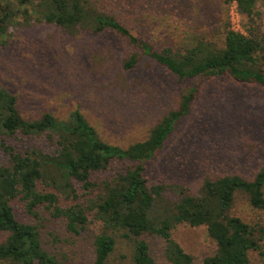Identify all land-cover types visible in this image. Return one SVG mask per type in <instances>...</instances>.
<instances>
[{"label": "rangeland", "instance_id": "obj_1", "mask_svg": "<svg viewBox=\"0 0 264 264\" xmlns=\"http://www.w3.org/2000/svg\"><path fill=\"white\" fill-rule=\"evenodd\" d=\"M17 1V0H16ZM28 0L19 9L11 0L0 5V88L17 98V109L25 120L49 113L67 120L77 110L95 128L100 138L122 149L147 138L150 129L170 111L179 109L180 97L197 89L189 114L176 125L156 159L146 164L147 185H180L195 194L205 179L237 175L252 180L264 168V87L244 84L225 76L184 80L166 68L143 58L132 71L122 64L132 48L114 32L67 36L45 23L35 4ZM100 10L113 14L134 36L161 50L189 41L190 36L218 40L228 19L232 28L243 31V18L235 6L223 0H91ZM26 8V9H25ZM264 28V5L256 10ZM17 150L29 145L10 141ZM6 163L0 153V164ZM126 164L114 162L104 172L91 176L100 183L124 171ZM74 195L66 198L52 187L38 189L58 196L59 205L86 207L94 192L73 181ZM175 200L176 195L167 192ZM20 223L35 225L43 249L66 264H91L94 238L104 230L92 213L83 231L68 230L64 218H55L43 206L37 217L29 215L23 204H13ZM231 214L256 227L264 222V212L250 206L247 196L237 194ZM0 232V242L6 238ZM174 240L193 257L192 264L215 253V242L206 228L179 225ZM116 246L108 264H133L132 243L114 233ZM155 264H170L163 255L164 244L156 236L144 235ZM260 252L249 254L250 264H264V240ZM0 264H3L0 262Z\"/></svg>", "mask_w": 264, "mask_h": 264}, {"label": "trees", "instance_id": "obj_2", "mask_svg": "<svg viewBox=\"0 0 264 264\" xmlns=\"http://www.w3.org/2000/svg\"><path fill=\"white\" fill-rule=\"evenodd\" d=\"M27 1L14 0L13 4L19 9ZM10 3L0 0L2 6ZM223 4L235 5L244 20L243 31L233 29L227 19L216 41L191 35L178 49L171 46L161 50L134 36L113 14L100 10L91 0H41L35 8L45 23L67 36L109 31L123 38L132 48L128 61L122 64L126 72L148 58L179 82L228 76L238 83L264 87V28L256 11L264 0H223ZM196 93V87L183 93L178 110L165 114L146 139L122 149L103 141L77 110L67 120H57L49 113L25 120L17 109L16 96L0 88V153L6 161L0 164V232L7 234L0 242V262L66 264L43 249L35 225L17 221L13 204L18 201L33 217H37L36 208L43 206L53 217L64 218L68 230L75 234L85 229L87 213H92L104 231L94 238L91 264H108L116 246L114 233L131 241L133 264H155L144 235L161 239L168 263L192 264L193 257L172 236L179 225L203 226L215 242V253L203 264H250L249 254L262 249L264 222L251 226L231 210L236 195L243 194L251 207L264 212V168L252 180L237 175L205 179L195 194L180 185L149 187L144 177L146 164L157 158L177 123L189 114ZM10 141H27L29 145L17 150ZM116 161L127 165L124 171L99 184L91 181L93 174L107 171ZM73 181L86 191L97 189L86 207L77 204L62 208L58 196L38 189L41 183L66 198L76 197ZM167 192L177 198L166 197Z\"/></svg>", "mask_w": 264, "mask_h": 264}, {"label": "built area", "instance_id": "obj_3", "mask_svg": "<svg viewBox=\"0 0 264 264\" xmlns=\"http://www.w3.org/2000/svg\"><path fill=\"white\" fill-rule=\"evenodd\" d=\"M234 5V4H233ZM235 6V5H234ZM235 9H236V7H235ZM234 29V28H233Z\"/></svg>", "mask_w": 264, "mask_h": 264}]
</instances>
